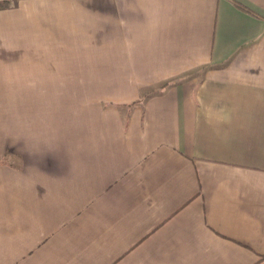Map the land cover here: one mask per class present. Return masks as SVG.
Listing matches in <instances>:
<instances>
[{"label": "crops", "instance_id": "obj_1", "mask_svg": "<svg viewBox=\"0 0 264 264\" xmlns=\"http://www.w3.org/2000/svg\"><path fill=\"white\" fill-rule=\"evenodd\" d=\"M2 1L0 264H264V0Z\"/></svg>", "mask_w": 264, "mask_h": 264}, {"label": "trees", "instance_id": "obj_2", "mask_svg": "<svg viewBox=\"0 0 264 264\" xmlns=\"http://www.w3.org/2000/svg\"><path fill=\"white\" fill-rule=\"evenodd\" d=\"M6 5H7L6 1H2V0L0 1V7L1 6H6ZM169 84H170V81H167V82L161 83L158 88H151V89H149L146 92L145 97H148V96L153 95V94L160 93L161 92V89L163 87L168 86Z\"/></svg>", "mask_w": 264, "mask_h": 264}]
</instances>
